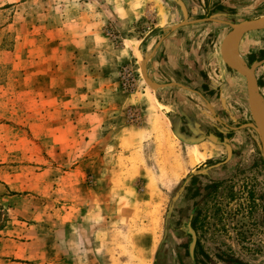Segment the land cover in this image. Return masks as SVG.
<instances>
[{
    "label": "rangeland",
    "instance_id": "obj_1",
    "mask_svg": "<svg viewBox=\"0 0 264 264\" xmlns=\"http://www.w3.org/2000/svg\"><path fill=\"white\" fill-rule=\"evenodd\" d=\"M216 15L186 17L204 77L234 24ZM183 20L176 0H0V236L27 256L8 262L264 264V164L254 130L238 127L252 119L237 77L206 93L210 128L180 138L169 126L166 149L157 141L168 114L154 45Z\"/></svg>",
    "mask_w": 264,
    "mask_h": 264
},
{
    "label": "crops",
    "instance_id": "obj_2",
    "mask_svg": "<svg viewBox=\"0 0 264 264\" xmlns=\"http://www.w3.org/2000/svg\"><path fill=\"white\" fill-rule=\"evenodd\" d=\"M183 2L188 15L192 12L199 13V8H204L210 14H218L216 16L219 19L227 16L234 24L264 17V0H183ZM199 20L205 21L206 19L200 18ZM189 21L191 22L178 26L169 33L167 32L160 44L161 37L158 38L153 52L155 61L160 54L166 58L163 64L165 67V79L160 81L155 89L161 98L160 103L167 111L171 130L180 138L189 137L183 133L186 128L190 132L197 129L203 130V126L199 128L195 126L197 123L206 125L207 129L213 125L214 122L207 119V117L211 116L214 103L210 102V99L208 100L206 93L212 90L215 95L217 91H220L221 82H219L218 78L222 75L230 79L237 77L236 80L246 91L245 78L235 76L234 72L229 73V68L223 63V65L220 64L215 58L208 63L210 70L206 71L205 77L199 72V69L204 64L201 63L204 60L202 59L203 55L200 56L198 54L202 44V37L199 34V27L194 26L198 22L196 20ZM180 30L184 32L181 33L179 32ZM189 39H192L194 43V39H196V45L194 48L193 45L190 48L192 58L189 57L188 45L185 43V40ZM237 45L239 51V54H237L240 60L248 66L251 64L255 65L254 76L259 95L264 101V28L241 34L238 37ZM157 65L161 66L162 64ZM204 117L206 120H203ZM217 120L220 122L219 119ZM203 139H199L198 143ZM198 143L189 141L188 145ZM29 230V227L24 226L23 229H20V232H28ZM5 233H7V230ZM22 245L23 243L20 241L0 236V264H12L8 262L11 257L21 260L27 259L21 249Z\"/></svg>",
    "mask_w": 264,
    "mask_h": 264
},
{
    "label": "water",
    "instance_id": "obj_3",
    "mask_svg": "<svg viewBox=\"0 0 264 264\" xmlns=\"http://www.w3.org/2000/svg\"><path fill=\"white\" fill-rule=\"evenodd\" d=\"M176 2L179 5V8L182 13V18L184 19L182 22H179L175 24L173 27L176 28L178 26H181L183 24L190 23L191 21L186 20L187 12L184 7V4L180 0H176ZM264 28V19L259 20H245L241 21L239 23L233 24L230 26V29L223 35L219 47H218V56L219 59L222 61V63L231 69L232 71L240 74L245 78L246 82V99H247V105L249 109V113L252 119V122H246L238 127H249L254 130L256 133L259 144H260V151H261V157L264 164V132L262 129L263 119H264V101L259 95L256 79L254 76V68L255 65L251 64L249 66H244L243 64H237L232 62L226 55V46L228 42L236 37L240 36L241 34L251 31V30H258ZM225 148V160H227L230 156V146L228 144H224ZM190 235H191V241L189 244V254L192 253V246L194 242V235L192 230L188 229Z\"/></svg>",
    "mask_w": 264,
    "mask_h": 264
},
{
    "label": "bare ground",
    "instance_id": "obj_4",
    "mask_svg": "<svg viewBox=\"0 0 264 264\" xmlns=\"http://www.w3.org/2000/svg\"><path fill=\"white\" fill-rule=\"evenodd\" d=\"M162 19V18H161ZM160 19V20H161ZM264 18H259V20H263ZM239 36H236L234 38H232L227 46H226V55L227 57L234 63H237V64H240L242 65V61L239 59V57L236 56V53H235V45H236V41H237V38ZM233 48V49H232ZM235 53V54H234ZM146 95H149V99L152 100L154 99L155 100V96L153 97V95L151 94H146ZM153 97V98H152ZM156 101V100H155ZM158 101V100H157ZM155 103V102H154ZM158 102H156L157 104ZM160 116V115H159ZM156 121V120H155ZM262 129H263V132H264V119H263V124H262ZM155 130L157 131V141L159 143V146H161V148L164 150L166 149V144L168 142V140L171 139V137H173V134L172 132L170 131L169 129V125H168V121L165 119V117L161 114V116L159 117V119L156 121V124H155ZM197 144L196 145H189L188 148H186V156H187V164L188 165H193L195 164L201 153L200 151L198 150L197 148ZM162 152V150H161ZM163 156V152H162V155L161 157ZM160 157V158H161ZM164 160V159H163ZM164 169V168H163ZM146 189V188H145ZM152 193V192H151ZM148 195V194H147ZM152 195V194H151ZM151 197V196H150Z\"/></svg>",
    "mask_w": 264,
    "mask_h": 264
},
{
    "label": "flooded vegetation",
    "instance_id": "obj_5",
    "mask_svg": "<svg viewBox=\"0 0 264 264\" xmlns=\"http://www.w3.org/2000/svg\"><path fill=\"white\" fill-rule=\"evenodd\" d=\"M190 223V222H189ZM189 227H190V224H189V226L187 225V234L189 235V242H188V244H187V258H189V260H192V262L195 260V257H196V254H195V252H194V248L196 247L195 246V244H196V241H195V239H194V242H193V246H192V253H191V255L189 254V251H188V249H189V244H190V241H191V235H190V233H189V231H188V229H189ZM197 258V257H196ZM201 261L203 262L204 261V257L202 256L201 257Z\"/></svg>",
    "mask_w": 264,
    "mask_h": 264
}]
</instances>
